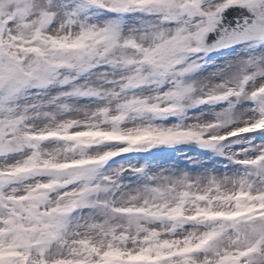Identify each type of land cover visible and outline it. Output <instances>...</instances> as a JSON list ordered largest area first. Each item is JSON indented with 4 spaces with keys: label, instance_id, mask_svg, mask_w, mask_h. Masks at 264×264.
<instances>
[{
    "label": "snow or ice",
    "instance_id": "obj_1",
    "mask_svg": "<svg viewBox=\"0 0 264 264\" xmlns=\"http://www.w3.org/2000/svg\"><path fill=\"white\" fill-rule=\"evenodd\" d=\"M0 264H264V0H0Z\"/></svg>",
    "mask_w": 264,
    "mask_h": 264
}]
</instances>
